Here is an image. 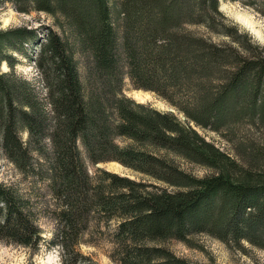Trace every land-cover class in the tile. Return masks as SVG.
<instances>
[{
	"label": "trees",
	"instance_id": "trees-1",
	"mask_svg": "<svg viewBox=\"0 0 264 264\" xmlns=\"http://www.w3.org/2000/svg\"><path fill=\"white\" fill-rule=\"evenodd\" d=\"M3 1L53 18L55 28H0V64L12 67L10 51L38 43L32 59L45 88L40 97L28 79L0 72V151L22 171L33 153L47 160L53 239L65 257L95 215L117 220L119 264H193L162 243L189 245L199 233L264 250V49L228 27L219 0ZM199 24L232 44L189 29ZM125 78L175 112L125 95ZM242 122L253 131L243 134ZM175 156L208 172L197 176ZM86 161L142 176L100 167L91 176ZM0 240L33 249L43 241L28 198L1 182Z\"/></svg>",
	"mask_w": 264,
	"mask_h": 264
},
{
	"label": "rangeland",
	"instance_id": "rangeland-1",
	"mask_svg": "<svg viewBox=\"0 0 264 264\" xmlns=\"http://www.w3.org/2000/svg\"><path fill=\"white\" fill-rule=\"evenodd\" d=\"M218 9L224 15L228 27L232 28L236 26L238 32L242 31L246 33L252 43L264 49V0H219ZM238 16L247 18L252 27L245 25ZM52 23V16L44 12L31 11L24 13L17 11L9 2L3 1L0 4V28L2 29L21 26L37 28L40 27L39 25L41 27L51 25L55 28ZM43 29L39 32L45 31ZM189 29L206 35L214 42H228L232 44L230 36L209 32L203 25H189ZM42 40V37L38 39V41ZM23 46L25 48V55L18 51H10L8 54L12 56L14 64L10 67L3 61L0 64V72H13L14 77L17 79H28L35 85L39 96L44 97L45 88L42 77L32 59L35 58L38 51V48L35 47L38 46V43L33 45L25 44ZM79 67L82 74L83 68L80 64ZM131 90L139 93V96L136 93L138 100H135L136 102L141 103L142 101L144 104H150L158 110L175 112V109L155 92L137 89L133 87L129 78H125L123 85L124 94L128 95V92ZM130 98L132 97L130 96ZM178 116L182 118L179 113ZM239 126L243 134L253 131L250 124L246 125L242 122ZM197 130L223 149L233 152V146H230V143L223 140L218 133L199 128ZM255 131L256 134L259 133L258 130ZM18 134L23 143H28L27 131L21 129ZM45 142L49 143L47 139H45ZM174 158L177 165L197 176H202L208 172L205 167L188 163L179 156H175ZM108 162H111L110 166L112 168L109 170L112 172L137 179L142 176L140 173L129 168L124 166L122 168L118 162ZM31 163L30 168L22 171L0 151V182L13 187L19 194L28 198L35 221L40 227L43 241L38 248L33 249L0 240V264H119L113 243V230L117 220L105 221L103 218L98 217L99 215L90 217L87 229L78 237L77 242L73 246L74 251L77 253H70L67 257L64 256L63 251L53 239L57 227L55 210L58 207V202L55 200L48 185L49 172L47 171V160L43 158L39 159L33 153ZM86 163L88 173L94 176L96 168L99 166L92 165L88 161ZM100 168L105 169L104 167ZM156 183L160 185V183ZM162 245L167 247L175 256L184 258L193 264H264L263 249L250 246L246 242L244 243V247H242L243 249H239L234 245L226 244L217 238L202 233L193 235L190 238L189 245L176 239L167 240Z\"/></svg>",
	"mask_w": 264,
	"mask_h": 264
},
{
	"label": "water",
	"instance_id": "water-1",
	"mask_svg": "<svg viewBox=\"0 0 264 264\" xmlns=\"http://www.w3.org/2000/svg\"><path fill=\"white\" fill-rule=\"evenodd\" d=\"M134 92H136L135 90H131V91H129L128 92V95H130L131 97H132V99H134V100H137V99H135V97H134ZM127 95V96H128ZM130 96H128V97H130ZM138 101V100H137ZM141 103H143L142 101H141ZM111 162H105V163H97V166H99V167H104L107 171H110L109 169L110 168H112L110 165ZM118 164H120V163H118ZM120 166L123 168V165H121L120 164ZM114 169V168H113ZM116 173V172H115Z\"/></svg>",
	"mask_w": 264,
	"mask_h": 264
},
{
	"label": "bare ground",
	"instance_id": "bare-ground-1",
	"mask_svg": "<svg viewBox=\"0 0 264 264\" xmlns=\"http://www.w3.org/2000/svg\"><path fill=\"white\" fill-rule=\"evenodd\" d=\"M238 17H239V19H240L245 25H247L248 27H252V26H250L251 23L249 22V20H248L247 18L242 17V16H238ZM136 93H138V92H137V91L134 92V97H135V99H137V98H136ZM138 96H139V93H138ZM140 96H141V95H140Z\"/></svg>",
	"mask_w": 264,
	"mask_h": 264
}]
</instances>
